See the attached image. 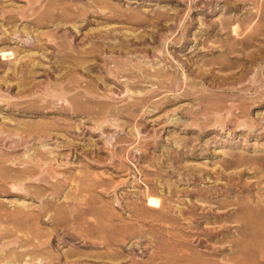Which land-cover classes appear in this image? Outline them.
I'll use <instances>...</instances> for the list:
<instances>
[{"label": "rangeland", "instance_id": "374dc122", "mask_svg": "<svg viewBox=\"0 0 264 264\" xmlns=\"http://www.w3.org/2000/svg\"><path fill=\"white\" fill-rule=\"evenodd\" d=\"M0 264H264V0H0Z\"/></svg>", "mask_w": 264, "mask_h": 264}]
</instances>
